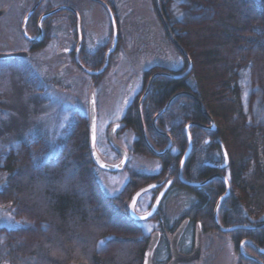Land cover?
I'll use <instances>...</instances> for the list:
<instances>
[{"label":"trees","instance_id":"obj_1","mask_svg":"<svg viewBox=\"0 0 264 264\" xmlns=\"http://www.w3.org/2000/svg\"><path fill=\"white\" fill-rule=\"evenodd\" d=\"M215 2L217 14L210 20L203 19L208 8L201 0H176L177 4L170 1L161 6L174 38L194 64L185 78H156L150 107L163 108L174 94L187 90L209 115L201 112L193 96H180L162 123H208L211 117L222 120V129L214 136L198 130L192 133L194 147L196 142L200 158H213L215 145L211 142L204 146L205 137H218L226 145L238 194L236 199H227L228 216L240 219L245 208L256 217L264 211V61L258 63L256 80L252 65L256 63L255 56L264 57V0ZM194 21L199 24L194 25ZM177 53L181 55L178 50ZM128 116L139 136L138 149L147 153L137 114ZM167 127L164 124L163 128ZM173 141L176 153H170L164 170L176 173L181 157L178 155L185 151L187 140L182 133L176 134ZM155 142L158 149L167 143L161 138ZM90 147L89 129L78 123L53 162L36 166L27 154L0 157V173L8 176L0 199L29 213L33 224L12 234L11 241L4 245L11 262L142 264L146 238L129 218L125 201L130 192L118 199L104 195ZM135 186L134 181L128 185ZM218 195L204 208L192 207L189 214L211 217Z\"/></svg>","mask_w":264,"mask_h":264},{"label":"rangeland","instance_id":"obj_2","mask_svg":"<svg viewBox=\"0 0 264 264\" xmlns=\"http://www.w3.org/2000/svg\"><path fill=\"white\" fill-rule=\"evenodd\" d=\"M158 1L160 6L169 4L170 1L171 4L176 3V0ZM201 1L208 8L204 15L201 14L203 19L214 18L217 14L215 0ZM47 2L50 5L72 4L80 13L83 32L90 34L88 45L98 43L101 49L111 47L116 31L110 15L102 5L92 0H49ZM110 4L115 5L118 12L119 51L112 55L113 76L108 73L94 79L75 67H69L58 77L54 76L58 74L62 64L58 55L60 49H63L65 45H71L74 48L77 46L78 40L74 34L76 26L74 30L62 28L63 37H65L63 41H67L68 44L43 49L39 53H33L29 59L0 60V157L8 154L17 156L27 154L28 160L36 166L55 161L76 124H85L90 130L89 100L94 94L98 120L97 148L105 157L113 160L115 156L108 150L106 136L111 124L120 114H123V110L119 111V106L122 105L125 109L128 102L133 100L139 92L145 74L160 72L162 68L176 71V74H183L187 72L190 64L193 68V59L183 61L172 45L171 39L167 37L166 30L157 14V0H110ZM49 7L46 6L47 9ZM194 22V25L199 24L198 21ZM18 51H27V49L0 48V53ZM61 57L63 58L64 55ZM254 61L256 63L252 65V74L256 80L258 63L264 61V57L258 54L254 57ZM213 119L221 130L222 120ZM132 136L133 134L130 133V141ZM117 143L122 145L119 140ZM165 146L164 144L161 148ZM232 146L238 150L235 144ZM224 147L228 153L226 145ZM198 153L200 158L199 150ZM110 160L106 162L109 163ZM131 163L133 166L138 165L140 170L148 175L160 169L159 161L152 158L137 159L136 156H132ZM95 170L104 195L117 197L126 184L125 173L116 176L98 168ZM7 182L8 176L0 173V194ZM193 198V194L173 189L168 192L161 204L162 216L170 222L182 218ZM17 207L12 202L0 199V264H15L6 257L4 245L11 241L12 234L20 233L24 226L33 225L29 213L20 211ZM262 219H264V213L258 220ZM203 237L206 264H234L236 258L241 259L235 251L234 243L231 244L224 239L226 242L218 244L212 233L205 234ZM162 254L166 257V244H162L158 256ZM80 264L90 263L86 261Z\"/></svg>","mask_w":264,"mask_h":264},{"label":"flooded vegetation","instance_id":"obj_3","mask_svg":"<svg viewBox=\"0 0 264 264\" xmlns=\"http://www.w3.org/2000/svg\"><path fill=\"white\" fill-rule=\"evenodd\" d=\"M49 0H0V48H18V49H27V51H18L27 53L26 57L20 58H12L14 59H29L33 53H39L41 50L46 48H54L61 44H68V42L63 41V32L62 28H73L76 26V31L74 32L75 37L77 36V46L76 48L69 46L62 47L58 52L60 55L61 67L59 68L58 74L54 75L58 77L63 74L69 67H75L83 74L98 79L103 75H108L111 73L112 65L111 60H113L112 55L119 51V41H118V28H117V17L118 12L116 11L115 5L110 4V0H103L110 10L112 11L115 25L113 23L115 34L114 40L111 47H105L106 49L99 48V44H91L88 45V40L90 39V34L83 32L81 28V18L80 13L72 4H59V5H50ZM93 1V0H92ZM102 5L105 10L110 15L108 8L103 4L93 1ZM37 7L34 9V7ZM49 7V9L46 8ZM63 6H68L70 8H61L55 13L48 15V13L52 12L55 9H58ZM34 9V10H33ZM33 10V12H32ZM75 10V12H73ZM162 10V7H161ZM32 12V13H31ZM163 12V11H162ZM31 13V14H30ZM158 14V13H157ZM164 15V13H163ZM159 17V16H158ZM165 17V15H164ZM54 18V19H52ZM111 18V16H110ZM160 19V17H159ZM166 20V18H165ZM80 21V22H79ZM163 28H165L162 20L160 19ZM167 22V21H166ZM80 23V27L78 26ZM168 27L170 28L168 22ZM78 28H80L78 30ZM117 28V29H116ZM73 30H70L73 32ZM172 32V31H171ZM167 34V32H166ZM93 37V35H92ZM167 37L169 38L168 34ZM72 38L74 39V35L72 33ZM76 39V38H75ZM116 39V47L113 48L114 41ZM169 40V39H168ZM172 43V42H171ZM174 47L175 45L172 44ZM113 48V51L108 55ZM176 48V47H175ZM177 49V48H176ZM178 50V49H177ZM18 52H9V53H18ZM178 52L181 54L183 61H188L180 50ZM64 55L62 58L61 56ZM9 60V59H6ZM79 63L82 65L80 66ZM161 65V64H157ZM86 68L92 72H99L103 69V71L99 74H88L82 68ZM174 72V73H173ZM176 71H171L167 68H162V71L151 73L149 75L144 76L142 79V85L140 86L139 92L134 96L131 102H128L125 109H123L122 105L119 106V111L123 110V114H120L118 119L113 122L110 126L109 132L106 136L105 141L107 142L109 152L113 153L115 158L110 160L105 157L104 154L98 151L97 148V128L96 127V139H95V147L99 152L101 158L106 162V160H110L109 164H119L123 160V155L113 147L111 143V133L114 141L117 143L119 140L122 145L121 146L126 151V162L122 166L121 169L115 171L104 170L100 168L97 163H94L96 168L100 170H104L105 172H111L116 175L120 173H125L127 176L126 184L122 190V192L117 195V197H110L114 199L121 198L126 191L130 192V196L125 201V206L128 209L129 218L132 219L137 224L138 233L144 235L146 238L145 247L143 249V260L142 264H145L146 254L150 247L151 241L153 237L159 233V242L157 244L156 249L152 255V264H168L173 259V253L171 250V241L173 236L179 227L186 222L184 232L178 242V250L180 253L184 255H190L195 251L196 248V234L197 231H201V252L199 259H196L192 262L187 263H178V264H206L204 261V235L212 233L214 234V238L218 241V244H223L226 242L224 239H227L228 242H231L235 246V251L238 252L241 259L236 258L234 264H264V219L258 220L260 216L264 213L259 212L256 217H254V213L248 212L247 209L244 208L242 212V218L238 219L235 216H228V208L227 199L232 197V199H236L238 194L237 190H234L233 186V178L231 173V162L229 158V154L227 153L228 164L224 169H215L208 164H216L223 165L226 162V157L222 151L221 146L217 143L218 137L206 138L204 139L205 145H209L212 142V145H215L213 149V158L212 157H198V144L195 142L192 137V133H195L197 130L199 133L212 135L214 136L216 132H218V126L215 123L214 129H208L207 126L211 125V118L208 123H197L203 126H191L188 129V132L191 136L192 140V149L188 157L186 158L183 167H182V178L189 182L195 184H201L200 186H190L182 182L179 178V167L181 161L185 155L186 150L189 146V140L186 132V126L195 121L187 122L186 125H182V123H171L170 121L167 123H162L161 119L167 113L170 106L180 96H189L186 93H190L187 90L180 91L174 94L165 104L163 108L151 109L150 107V97L152 89L154 88V81L158 77H164L169 79H175L170 77V75H181L176 74ZM158 73H164L165 76H153ZM112 76L114 75L111 73ZM187 77V76H186ZM151 78H153L151 80ZM185 92V93H183ZM183 93V94H180ZM94 95V94H93ZM91 98V96H90ZM95 104H96V96H94ZM124 101V100H123ZM90 106V100H89ZM186 103H184V108H186ZM97 111V105H96ZM132 115L137 114V119L139 118L140 127H141V136L144 142L145 147L147 148V153H142L140 149H138L139 136L136 131L133 130L132 126L128 122V114ZM213 119V118H212ZM214 120V119H213ZM98 121V120H97ZM164 124L168 126L167 128H163ZM90 125V124H89ZM87 126V125H86ZM158 129V130H157ZM90 132V130H89ZM143 132H145V136L150 145L158 152H163L170 142L172 143L170 150H168L164 155L158 157L153 155L148 145L144 139ZM130 133L133 134L132 140H129ZM184 134L187 140V147L183 153H179L180 162L178 165V170L176 173L172 171L164 170V163L169 160L170 153H173L176 149L174 148L173 137L175 138L176 134ZM204 138V135H201ZM163 139L166 141V146L162 149H158V142H155L158 139ZM150 139V140H149ZM130 141V146L128 145ZM220 140V139H219ZM195 141L196 137H195ZM165 143V142H164ZM222 144H224L222 142ZM90 145H91V133H90ZM194 152L195 159L192 162L191 155ZM226 150V149H225ZM92 152V146H91ZM177 155V154H175ZM136 156L137 159L143 158H152L158 160L160 163V169L158 172L148 175L142 170L138 165H132L131 157ZM204 156V155H203ZM93 157V154H92ZM204 160H203V159ZM202 159V160H201ZM199 160V161H198ZM135 182L136 186L134 188H129L128 185ZM161 183V184H157ZM170 183L168 189L163 195L160 203L158 205L157 211L151 217L145 219L135 220L130 214V205L133 202L134 196L142 189L150 187L152 185L157 184L154 187L149 188L148 190L141 193L135 200L134 210L139 216L147 215L153 208L159 194L167 185ZM223 187V188H222ZM222 188V189H220ZM173 189L180 190L181 192L193 194L194 198L191 200L190 205L182 218L177 220H173L170 222L169 219H166L161 214V204L166 199L168 192ZM220 189V190H219ZM179 192V191H178ZM219 193V195H218ZM216 195H218L217 202L215 204L213 214L211 217H199L192 216L189 214L191 208L194 206L205 207L210 204L213 199H215ZM108 196V195H107ZM109 197V196H108ZM220 198H223L221 203L218 205ZM235 202V201H234ZM146 204V205H142ZM234 206V203H231ZM142 209H140V207ZM240 207V205H239ZM232 209V208H231ZM257 218V219H255ZM219 226H218V224ZM172 225V226H168ZM233 228V229H232ZM223 229H232L229 232H224ZM166 235L167 238H166ZM162 244H166L167 254L166 257L163 254L159 257L158 253L160 252V248ZM219 246V245H218ZM243 249V250H242ZM159 252L157 253V251Z\"/></svg>","mask_w":264,"mask_h":264},{"label":"water","instance_id":"obj_4","mask_svg":"<svg viewBox=\"0 0 264 264\" xmlns=\"http://www.w3.org/2000/svg\"><path fill=\"white\" fill-rule=\"evenodd\" d=\"M93 1L99 2V3L103 4L104 6H106V7L108 8V11H109L110 16H111V20H112V22H113L114 25H115V20H114V17H113L112 11H111L110 8L108 7V5H107L103 0H93ZM36 7H37V5L34 7V9H35ZM61 8H70V9H72L71 7L63 6V7H60V8H58V9H55V10H53L52 12L48 13V15H51L52 13H55L56 11H58V10L61 9ZM34 9H33V10H34ZM33 10H32V12H33ZM156 10H157L158 16L160 17V19L162 20V22H163V24H164V26H165V30H166V32H167L169 38L171 39L172 43L175 45V47H176L178 50H180V52L182 53V55H183L186 59H188V60L190 61V58H189L188 54L185 52V50L183 49V47L177 42V40H176V39L174 38V36L172 35V33H171V31H170V29H169V27H168V25H167V22H166V20H165V17H164V15H163V12H162V10H161V6H160L158 0H157V4H156ZM32 12H31V13H32ZM73 12H75V14H77V15L79 16V14H78L75 10H73ZM31 13H30V14H31ZM79 22H80V21H79ZM78 26L80 27V23H78ZM79 29H80V28H78V30H79ZM114 47H116V39H115V41H114L113 48H114ZM113 48H112V50H111L110 52H108V55L113 51ZM26 56H27V53H23V52H18V53H0V60H6V59H12V58H20V57L22 58V57H26ZM79 65L82 66L80 63H79ZM82 68H83V69L85 70V72H87L88 74H99V73H101V72L103 71V69H102V70L99 71V72H92V71H90V70H88V69H86V68H84V67H82ZM191 69H192V66H191V64H190L189 69L187 70V72H185V73H183V74H181V75H174V76L170 75V77L175 78V79L185 78L186 76H188V75L190 74ZM158 75H159V76H165L166 74H164V73H158V74H155V75L153 76V78H154L155 76H158ZM153 78H151V80H152ZM183 93H185V92H183ZM183 93H180V94H183ZM186 94L193 96V98L198 102L199 107H200V110H201V112H202L203 114H205V115H207V116L209 115L208 112L206 111L204 105L199 101L198 98L194 97V95L191 94V93H186ZM210 121H211V125H210V126H207L206 128H208V129H214V128H215V122H214V120H213L212 118H211ZM191 126H203V125H201V124H199V123H197V122H191V123H189V124L186 126V132H187V136H188V140H189V146H188V149H187L186 152H185V155H184V157H183V159H182V161H181L180 167H179V178L182 180V182H184V183L187 184V185H190V186H200L201 184L189 183V182L185 181V180L182 178V167H183V164H184L186 158L188 157V155L190 154L191 149H192V140H191V136H190V134H189V132H188V129H189V127H191ZM96 127H97V111H96V104H95L94 95H91V98H90V133H91V146H92V154H93V158H94L95 162L97 163V165H98L100 168L104 169V170L115 171V170L121 169L122 166L125 164L126 159H127V158H126V151L114 141L113 136H112V133H111V143H112L113 147H114L115 149H117V150L123 155V160H122L119 164H115V165H114V164H109V163L105 162V161L101 158L99 152L97 151V149H96V147H95ZM157 130H158V129H157ZM143 136H144V139H145V141H146V143H147V145H148V148H149L150 152H151L153 155H155V156L160 157V156L164 155V154H165L168 150H170V148H171L172 143L170 142V144L168 145V147H167L163 152H158V151H156V150L150 145V143L147 141L146 136H145V132H143ZM216 141H217V143H218V144L221 146V148H222V151H223V153H224V155H225V157H226V162H225L223 165H216V164H211V163L208 164V165L211 166V167H213V168H215V169H224V168L227 166V164H228L227 153H226L225 147H224V145L222 144V142H221L219 139H217ZM157 184H161V183H157ZM157 184L152 185V186H150V187H147V188H144V189L140 190V191L134 196L133 202H132L131 205H130V214H131V216H132L135 220H138V219H145V218L151 217V216H153V215L155 214V212L157 211V208H158V205H159V203H160V200L162 199L163 195L165 194L166 190L168 189L170 183H168L167 185H165V187L163 188V190H162L161 193L159 194V196H158V198H157V200H156V202H155V204H154L152 210H151L147 215L139 216V215L135 212V210H134V203H135L136 198H137L141 193H143L144 191L148 190V189L151 188V187L156 186ZM222 199H223V198H220L218 205L221 203ZM185 224H186V222H184V223L179 227V229L176 231L175 235H174L173 238H172V241H171V250H172V253H173V259H172V261H171L170 263H168V264H178V263L192 262V261H194V260H196V259H199V257H200V252H201V231H200V230L197 231V234H196V248H195V251H194L192 254H190V255H184V254L180 253L179 250H178V242H179V240H180V238H181V236H182V234H183V232H184ZM217 224H218V223H217ZM218 226H219V224H218ZM232 229H233V228H232ZM232 229H228V230H227V229H223V231H224V232H229V231H231ZM159 236H160V234L157 233V234L153 237V239H152V241H151V244H150V247H149V249H148V252H147V254H146L145 264H152V255H153V252H154V250L156 249L157 244H158V242H159ZM242 250H243V249H242Z\"/></svg>","mask_w":264,"mask_h":264},{"label":"bare ground","instance_id":"obj_5","mask_svg":"<svg viewBox=\"0 0 264 264\" xmlns=\"http://www.w3.org/2000/svg\"><path fill=\"white\" fill-rule=\"evenodd\" d=\"M222 142V141H221Z\"/></svg>","mask_w":264,"mask_h":264}]
</instances>
